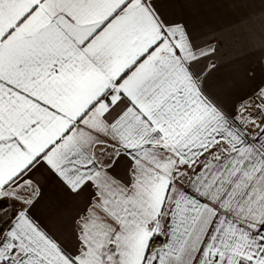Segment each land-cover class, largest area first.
<instances>
[{
    "label": "snow or ice",
    "instance_id": "obj_1",
    "mask_svg": "<svg viewBox=\"0 0 264 264\" xmlns=\"http://www.w3.org/2000/svg\"><path fill=\"white\" fill-rule=\"evenodd\" d=\"M0 264H264V0H0Z\"/></svg>",
    "mask_w": 264,
    "mask_h": 264
}]
</instances>
